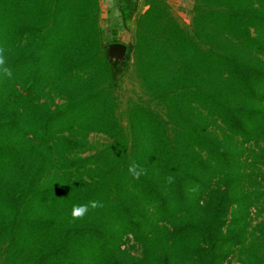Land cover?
<instances>
[{
    "label": "trees",
    "instance_id": "16d2710c",
    "mask_svg": "<svg viewBox=\"0 0 264 264\" xmlns=\"http://www.w3.org/2000/svg\"><path fill=\"white\" fill-rule=\"evenodd\" d=\"M191 1L0 0V264H264V0Z\"/></svg>",
    "mask_w": 264,
    "mask_h": 264
},
{
    "label": "rangeland",
    "instance_id": "374dc122",
    "mask_svg": "<svg viewBox=\"0 0 264 264\" xmlns=\"http://www.w3.org/2000/svg\"><path fill=\"white\" fill-rule=\"evenodd\" d=\"M142 0H139L138 4ZM169 10L173 17L181 26H185L188 23L190 10L192 6L191 0H166ZM99 4V18L98 24L102 33V40H116L119 44L128 45L130 43V34L125 28L120 26V23L116 17V12L113 7V0H98ZM145 7L142 8V10ZM111 27L115 29V34L112 35ZM114 38H112V36ZM140 90L136 85L133 75L131 73V68L128 67L127 71H124L120 76L119 86L116 89L115 95L118 101V108L121 111L126 101L129 99L144 100L140 94ZM120 121H123V118L120 117ZM89 143L97 147L104 142V137L101 135L90 134L87 138ZM224 264H236L233 260L226 262Z\"/></svg>",
    "mask_w": 264,
    "mask_h": 264
},
{
    "label": "clouds",
    "instance_id": "9594fccd",
    "mask_svg": "<svg viewBox=\"0 0 264 264\" xmlns=\"http://www.w3.org/2000/svg\"><path fill=\"white\" fill-rule=\"evenodd\" d=\"M0 72L5 76L11 77V69L7 66V58L5 56V49L0 47ZM128 173L134 180H139L142 175L146 174V170L139 164L132 163L128 167ZM167 183H172V177L166 178ZM103 207V204L99 201H89L88 204L74 205L72 208L71 216L73 220L83 219L87 215L89 209H96Z\"/></svg>",
    "mask_w": 264,
    "mask_h": 264
},
{
    "label": "water",
    "instance_id": "95a60500",
    "mask_svg": "<svg viewBox=\"0 0 264 264\" xmlns=\"http://www.w3.org/2000/svg\"><path fill=\"white\" fill-rule=\"evenodd\" d=\"M125 53V46L119 43H111L106 46V55L113 62L121 63Z\"/></svg>",
    "mask_w": 264,
    "mask_h": 264
}]
</instances>
